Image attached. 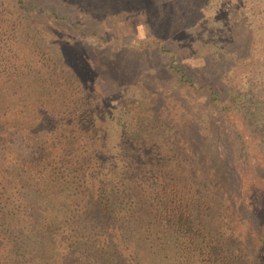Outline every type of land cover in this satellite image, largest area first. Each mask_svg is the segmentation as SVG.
I'll use <instances>...</instances> for the list:
<instances>
[{
  "label": "trees",
  "instance_id": "trees-1",
  "mask_svg": "<svg viewBox=\"0 0 264 264\" xmlns=\"http://www.w3.org/2000/svg\"><path fill=\"white\" fill-rule=\"evenodd\" d=\"M45 13L68 21L33 0H0V253L13 264H243L245 251L244 264H264V190L252 195L259 227L248 223L243 251L204 243L205 216L216 203L206 170L190 161L193 151L169 148L150 101L128 96L119 83L130 115L121 142L137 163L111 164L106 131L115 118L104 115L85 69L70 87L54 59L44 62L32 20ZM169 51L179 82L194 87ZM40 73L46 92L14 97L15 87ZM209 92L214 105L222 100L214 85ZM174 122L172 138L181 142ZM243 197L241 207L249 201ZM47 199L55 203L43 209Z\"/></svg>",
  "mask_w": 264,
  "mask_h": 264
},
{
  "label": "rangeland",
  "instance_id": "rangeland-1",
  "mask_svg": "<svg viewBox=\"0 0 264 264\" xmlns=\"http://www.w3.org/2000/svg\"><path fill=\"white\" fill-rule=\"evenodd\" d=\"M33 1L68 16V21H57L45 13L32 20L44 46L40 55L44 62L55 60L66 86L77 84L80 69L93 79L104 115L115 118L106 131L111 164L137 163L130 157L131 145L121 142L130 115L121 106L127 97L119 83L129 87L128 96L150 101L152 115L160 117L157 129L168 134V147L193 151L190 161L206 170L216 203L212 215L205 216L204 243L223 241L229 250L243 251L250 244L246 229L259 227L252 195L264 190V0ZM168 49L194 87L180 83L170 69ZM42 74H30L23 90L13 89L14 97L35 88L46 92ZM210 85L222 95L216 105ZM29 96L22 98L28 102ZM175 118L181 142L172 138ZM243 196L249 200L245 207ZM54 203L47 199L41 205ZM243 253L244 264L248 255ZM0 264L13 263L0 253Z\"/></svg>",
  "mask_w": 264,
  "mask_h": 264
}]
</instances>
